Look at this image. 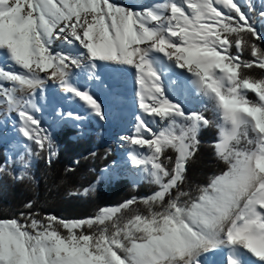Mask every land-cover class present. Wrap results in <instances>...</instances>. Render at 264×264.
I'll return each instance as SVG.
<instances>
[{
  "label": "snow or ice",
  "instance_id": "snow-or-ice-1",
  "mask_svg": "<svg viewBox=\"0 0 264 264\" xmlns=\"http://www.w3.org/2000/svg\"><path fill=\"white\" fill-rule=\"evenodd\" d=\"M256 41L264 42V33L238 0H166L141 11L113 0H0V104L17 114L22 136L51 157V134L34 115L37 92L58 84L103 120L101 104L72 81L85 72L96 79L98 62L127 66L141 115L134 135L124 139L131 164L159 186L82 220L24 213L2 219L0 264H204V254L217 250L223 264H247L246 255L264 264V78L244 74L264 70V48ZM246 47L251 60L243 58ZM175 70L179 84L167 77ZM188 82L211 104L216 121L170 98L174 84ZM211 127L219 130L216 155L226 171L192 195L181 190L185 164L198 134ZM168 149L178 154L171 171L162 162ZM137 203L147 214L124 218Z\"/></svg>",
  "mask_w": 264,
  "mask_h": 264
},
{
  "label": "trees",
  "instance_id": "trees-1",
  "mask_svg": "<svg viewBox=\"0 0 264 264\" xmlns=\"http://www.w3.org/2000/svg\"><path fill=\"white\" fill-rule=\"evenodd\" d=\"M242 8L249 12L257 30L264 33V16L261 15L264 1L248 0ZM244 35L251 39L247 33ZM256 43L264 48V42ZM243 58L253 59L250 48H245ZM244 74L254 79L264 78V70L260 69H246ZM173 96L188 111L202 112L206 118L216 121L211 104L203 97L199 102L186 100L179 89L174 90ZM249 98L254 100V94L249 93ZM110 108L112 119L114 108ZM58 111L65 118L59 123L49 120L56 115H51V111H45L39 119L52 137L55 154L51 157L47 149L40 151L31 141L8 155V145L0 137V167L3 168L0 171V220L18 219L21 213L36 215L38 219L55 216L66 221L82 220L94 217L102 208L119 206L133 197L139 201L159 190L143 171L141 179L136 180L111 170L117 160L115 140L121 131L118 121L98 123L90 120L89 114L81 108L66 103ZM82 120L84 122H80ZM218 134L216 127L202 129L198 134L199 144L185 164L182 191L196 195L199 187L207 186L213 177L226 171L227 166L216 155ZM177 155L175 150L168 149L162 157L169 171L174 168ZM10 157L12 162L7 163ZM25 161L29 162L27 169L23 167ZM21 176L22 179L18 178ZM27 204L32 207H25ZM133 207L145 208L142 203Z\"/></svg>",
  "mask_w": 264,
  "mask_h": 264
},
{
  "label": "rangeland",
  "instance_id": "rangeland-1",
  "mask_svg": "<svg viewBox=\"0 0 264 264\" xmlns=\"http://www.w3.org/2000/svg\"><path fill=\"white\" fill-rule=\"evenodd\" d=\"M264 1V0H260ZM121 6L133 9L135 11L147 10L153 7L157 3L166 2V0H113ZM243 5L248 0H238ZM55 47L60 50L68 51L69 46L61 45L60 41H56ZM0 63H3L0 60ZM99 66L96 69V79L89 80L87 73H81L77 79L72 82L76 84L82 91L88 90L95 99L101 104L104 119L101 120L91 110L85 106L84 102L80 101L78 97H74L71 93H66L58 84L49 82L45 87L44 92L41 94L37 92V96L34 100L36 106L40 109L39 112H35L34 115L40 119L43 117L45 111H51L52 114H56L50 117V121L61 122L65 120L64 116L58 111L63 104L77 106L82 109L83 112L88 113L89 119L97 121L98 123H111L112 120L118 121L121 126V131L115 140V147L117 148V160L111 165V170L122 176H131L136 180H140L142 176V170L131 164L130 153L131 148L127 142L126 137L134 135L135 125L137 123L136 117L141 115V110L138 107L137 91L133 89L132 84L129 86V90L125 91L123 88L126 86L122 80H117L118 83H114L111 80V74L114 68H126L127 66L119 65H107L103 62H98ZM18 70V69H17ZM167 84L168 81L165 80ZM178 84V83H177ZM173 89H179L184 94L186 100H197L201 96L191 94L188 88H177L176 84L173 85ZM173 93H170V98L173 102L178 103ZM18 96L24 95L23 93H17ZM182 105V104H181ZM110 106L114 108L113 118L111 119L109 112ZM183 106V105H182ZM57 110V112L55 111ZM84 122V120L80 121ZM154 131H159L158 125H153ZM19 118L16 113L8 112L6 105L0 104V137H2L8 145L7 154L10 155L13 151L25 147L29 141L26 140L19 132ZM138 152H146V149L137 148ZM140 212L147 214V208L138 209L132 207L131 210L125 211L124 218ZM95 230V227L93 228ZM226 251V250H225ZM221 252V251H220ZM205 255V254H204ZM250 264H256V258L248 255ZM224 256L217 260L216 264H223ZM204 264H211L209 262Z\"/></svg>",
  "mask_w": 264,
  "mask_h": 264
},
{
  "label": "bare ground",
  "instance_id": "bare-ground-1",
  "mask_svg": "<svg viewBox=\"0 0 264 264\" xmlns=\"http://www.w3.org/2000/svg\"><path fill=\"white\" fill-rule=\"evenodd\" d=\"M180 72V70H175V72H168L167 73V77L170 78L172 81H176L178 84L180 83V80L177 79V74ZM185 76H188L189 74L185 73L184 74ZM162 79L168 81L167 78L165 77H162ZM183 79V77H181V80ZM111 80H114V83H118L117 80H122L124 83H125V87L123 88L125 91H128L129 90V86L130 84H132L133 86V89L135 91L138 90V85L136 83V80H135V76H134V70L131 69V68H128L126 67L125 70L123 71H116V72H113L111 74ZM189 90H190V93L191 94H195L197 96H199V93L196 92L195 88L193 86L190 85V82H188V87H187ZM224 255L219 251H215V252H209V253H206L202 259L204 260L205 263L209 262L211 264H216L217 263V260L220 258V257H223ZM245 260L247 262V264H250L249 260H248V255L245 256Z\"/></svg>",
  "mask_w": 264,
  "mask_h": 264
},
{
  "label": "water",
  "instance_id": "water-1",
  "mask_svg": "<svg viewBox=\"0 0 264 264\" xmlns=\"http://www.w3.org/2000/svg\"><path fill=\"white\" fill-rule=\"evenodd\" d=\"M195 101H200V98H199V99H197V100H195Z\"/></svg>",
  "mask_w": 264,
  "mask_h": 264
}]
</instances>
